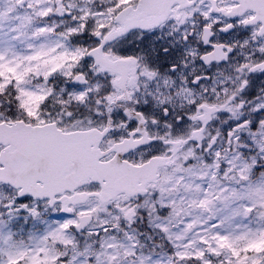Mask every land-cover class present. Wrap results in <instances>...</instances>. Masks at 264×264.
Masks as SVG:
<instances>
[{
    "label": "snow or ice",
    "instance_id": "6c2138e0",
    "mask_svg": "<svg viewBox=\"0 0 264 264\" xmlns=\"http://www.w3.org/2000/svg\"><path fill=\"white\" fill-rule=\"evenodd\" d=\"M0 264H264V0H0Z\"/></svg>",
    "mask_w": 264,
    "mask_h": 264
}]
</instances>
